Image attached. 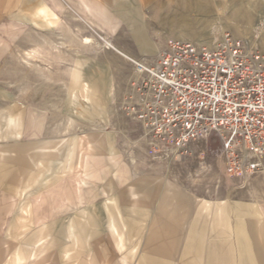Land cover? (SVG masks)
<instances>
[{
  "label": "rangeland",
  "instance_id": "1",
  "mask_svg": "<svg viewBox=\"0 0 264 264\" xmlns=\"http://www.w3.org/2000/svg\"><path fill=\"white\" fill-rule=\"evenodd\" d=\"M179 1L128 0L122 6V10L132 13L127 22L132 34L139 30L152 42L146 56L132 58L156 61L167 51L170 41L178 37L213 44L224 31L245 39L264 53V0H203L205 10L186 8ZM72 5L66 9L56 0L52 4L46 0H0V44L6 47L4 59L0 60V264H9L19 247L33 252L26 264H60L62 257L66 260L68 256L74 257L71 264H91L92 241L94 248L106 257H97V264L105 259L108 264H181L178 254L188 257L186 249L195 247L196 238H201L200 245H204L206 234L201 237L197 232L204 233L205 223H192V228L190 223H141V184L136 181L131 185L125 177L130 171L139 175L146 171V151L142 147L130 148L123 135L128 134L141 144L145 141L143 147L147 144L140 123L128 110L131 94L137 90L129 82L128 68L120 61L108 59L107 65L116 66L111 72L108 68L107 73L102 70L101 76L109 75L113 82L96 86L61 83V68L47 66L46 54L50 60L60 53L44 49L46 45L61 43L65 31L60 13L71 14ZM141 15L146 19H138ZM92 38L104 44L101 35ZM92 38L89 40L94 43ZM129 44L134 47V43ZM29 46L32 52L23 51ZM18 54L23 59L21 63L14 60ZM74 95L78 96L77 105L71 103ZM14 117L20 123L18 136L8 127ZM78 129L90 134L96 129L106 140L101 138V148L95 150L88 147L87 137L85 142L82 140L86 146L80 167L78 134L82 132L77 133ZM66 133L68 141L62 144ZM46 140L49 143L44 147ZM219 145L220 141L212 137L195 144L191 152L181 157L152 160L163 165V173L172 175L180 192L190 191L197 196V211L204 209L197 218L235 223L230 235L244 238L239 248H244L246 258L252 257L255 250L264 251V168L246 182L229 176L225 181L220 172L227 175L226 167L215 151ZM134 150L137 161L131 167L128 157ZM107 156L114 157L115 162L101 161ZM93 161L100 174L95 183L85 176L88 171L92 176L96 170ZM169 162L173 166H168ZM78 180L84 183L79 186ZM43 223L45 227L63 223L65 228L68 223H81L83 231L78 237L82 246L75 248L71 239L60 240L55 235L57 238L48 244L47 251L41 252L36 231ZM112 223L123 233L122 247ZM211 229L207 230L209 237ZM65 247L73 248L64 258Z\"/></svg>",
  "mask_w": 264,
  "mask_h": 264
},
{
  "label": "built area",
  "instance_id": "2",
  "mask_svg": "<svg viewBox=\"0 0 264 264\" xmlns=\"http://www.w3.org/2000/svg\"><path fill=\"white\" fill-rule=\"evenodd\" d=\"M128 110L153 159H175L214 137L227 175L264 168V53L224 31L218 41L175 39L156 61H133Z\"/></svg>",
  "mask_w": 264,
  "mask_h": 264
},
{
  "label": "crops",
  "instance_id": "3",
  "mask_svg": "<svg viewBox=\"0 0 264 264\" xmlns=\"http://www.w3.org/2000/svg\"><path fill=\"white\" fill-rule=\"evenodd\" d=\"M127 1L128 0H56L57 3L60 2L62 7H66V9L68 7L70 8V5L73 4L71 6L73 11H71V14H69V11H61L60 13L62 20L61 26H63L65 31L62 33L61 43L46 45L44 49L45 52L60 53L55 58H52L51 56L50 60L46 54L45 60L46 63L48 62V67L61 68V83H89L94 85L102 82L112 83L113 80L111 76H101L102 70L107 73L108 71L106 68H108L111 72V68H115L116 66V64L112 66L107 65L106 61H108V59L109 61L114 60V62H122L123 66L128 68L130 72L131 76L129 82L134 79L136 72L133 61L138 60L139 58L134 59L132 57L146 56L152 48V42L145 33L135 30L133 35L132 30L130 31L132 28H127V22L132 19V13L129 14L125 9L122 10V6H125L128 3ZM46 2H50L52 4V0H46ZM195 2L200 3V8L195 5ZM74 3L75 8L73 7ZM179 3H184L186 8L191 6L201 10L207 9L206 5L203 4V0H180ZM138 19L143 20L146 18L145 15H141ZM19 24L21 25L20 22ZM98 35H101V38L104 40V44L98 42V39L95 40V38H92L97 37ZM90 38L94 40V43L89 40ZM177 39L185 40L180 37ZM29 40H31V32H29ZM129 42L134 43V47H132L133 44L130 45ZM5 50V45L0 44V60L4 59L3 52H5ZM27 50L28 52H32L31 46L23 51ZM33 50H35V47ZM18 52H21V50ZM132 52L134 54H130ZM14 60L21 63V60H23L21 58V54H18ZM70 69L74 70L70 71ZM93 89L96 91L94 87ZM87 90H89V87ZM74 96L75 97H71V103L77 105L79 102L78 96ZM18 99L20 100V96ZM87 99H91L90 96H87ZM19 126L20 123L17 117L11 118L8 122V127H11V129H13V134L17 136L19 133H17L16 130L19 131ZM2 127H0V130H3ZM80 131L82 133L78 134V141H80L79 146L81 148L77 153V166L79 167L82 166L83 162L84 156L82 149L86 146L84 143L85 137L89 140V144L87 143L88 147H92L94 150L101 148V143L106 141L105 137H102L100 132L96 129H92V134L89 132L85 133L84 130L80 129H78L77 133ZM106 131L112 133L111 130ZM130 132L132 133L133 129H131ZM67 136L68 133H66V138L62 135V144L68 141ZM82 140L84 142H82ZM123 140L130 145V148L135 149L136 147H142V149H144L143 151H146L147 153L146 156V153L144 152L146 158L144 159L146 171L141 175L137 172L130 171V173H126L125 177V180L131 181V185H133L136 181H139L141 184V201L143 203L141 210H139L141 223H190L191 228L193 227L192 223H205L204 227L206 230L204 233L197 232V234L201 235V237H203L202 234H206L205 238H207L205 239L204 245H200L201 238H196L195 247L192 248V246H189L188 249H186L189 251L188 257H186L185 254H183V256L178 254V260L181 261V264H264V251L258 252L255 250L256 254H252V257H245L244 248H239L238 245L239 243H243L241 240L244 238H239V236L233 237L230 235L232 234V230H234L232 228L235 227L233 225L235 223H215L212 219L201 220L197 218L204 212L203 208H200L198 209L199 211H197V196L190 191L184 190V193L180 192V185L178 186L173 183L174 179H172L173 177L171 178L172 175L163 173V165L160 164V166H158V163L152 160L153 158H151L148 153L147 145L143 147L145 141H142L141 144L139 141L133 140L128 134L123 135ZM48 143L49 142L46 140L43 143V146L45 147ZM18 147L20 149V146ZM134 153H136L135 150L132 151L131 155L128 157V163L131 167H134V164L137 161V155H134ZM15 157L17 158V156ZM113 158L114 157L112 156H107L103 157L101 161L105 163L108 162L110 164L115 162L113 161ZM218 159L221 161L220 158ZM101 161L99 159L98 163ZM93 162L96 170L92 172V176L89 171L86 172L85 176L92 178L91 180L95 183L97 178L100 179V174L97 173V163L95 161ZM170 165L173 166V163L169 162L168 166ZM206 174L208 175L210 173ZM220 174L224 180L227 181L226 179H228V175H225L223 172H220ZM82 183L84 182L78 180L79 186H81ZM175 186H178V188L175 189ZM131 188H133V186H131ZM174 190L177 191V193H174ZM82 195L85 194L82 193ZM134 195L135 198L138 197L137 194ZM238 224L239 223H237V227ZM44 225L45 223H43L40 229L36 231L38 236L37 242H41V252L47 251L49 247L48 244L57 238L55 235H57L60 240H63L64 238L66 240L71 239L70 243H72V246H75V248L82 246L81 239L78 237L79 231H83L81 223H68L66 228L63 223H57V226L49 225L48 227H45ZM112 227L115 229L117 234V242L119 246L121 245L122 247L125 242L123 233L119 232L114 223H112ZM209 228H213L211 229V237L207 236V230ZM192 238L190 243L192 242ZM90 244L94 251L91 264H97V257L100 259L106 258L104 256V252H98L94 248L95 241L90 242ZM72 248H64V258L69 254V251ZM190 250H195L197 253L193 255ZM200 252L203 253L200 254ZM100 253L102 254L100 255ZM7 254L10 255L9 250L7 251ZM13 255L14 256H11V260L8 262L9 264H26L30 258H32L33 252H28L24 248L19 247L16 248ZM73 260L74 257L71 258V256H68L66 260L62 257L59 263L71 264ZM101 264H108V261L105 259Z\"/></svg>",
  "mask_w": 264,
  "mask_h": 264
},
{
  "label": "bare ground",
  "instance_id": "4",
  "mask_svg": "<svg viewBox=\"0 0 264 264\" xmlns=\"http://www.w3.org/2000/svg\"><path fill=\"white\" fill-rule=\"evenodd\" d=\"M200 1V0H199ZM195 5L197 6V7H199L200 8V3L199 2H195ZM262 20H264V19H262ZM259 24H261V23H259ZM202 42V41H201ZM134 61H138V60H134Z\"/></svg>",
  "mask_w": 264,
  "mask_h": 264
}]
</instances>
